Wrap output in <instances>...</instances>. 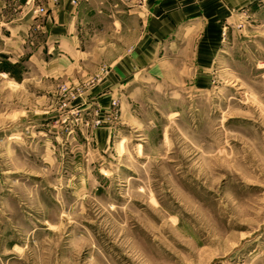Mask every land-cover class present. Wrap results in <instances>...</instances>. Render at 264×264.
<instances>
[{"label":"rangeland","instance_id":"1","mask_svg":"<svg viewBox=\"0 0 264 264\" xmlns=\"http://www.w3.org/2000/svg\"><path fill=\"white\" fill-rule=\"evenodd\" d=\"M217 1L210 61L184 3L152 60L107 20L64 70L6 60L0 0V264H264V0Z\"/></svg>","mask_w":264,"mask_h":264},{"label":"crops","instance_id":"2","mask_svg":"<svg viewBox=\"0 0 264 264\" xmlns=\"http://www.w3.org/2000/svg\"><path fill=\"white\" fill-rule=\"evenodd\" d=\"M17 2L19 12L12 16L6 28L9 33L6 60L21 66L60 62L64 70L85 54L82 50L86 43L85 25L91 32H97L103 29L100 22L107 20L117 31H129V23L138 22L134 47L145 55L149 46L152 60L160 45H171L168 39H171L175 25L187 19L186 12L183 13L184 3L188 7L186 10L196 9L198 13H192L205 21L206 31L201 36L198 55L210 61L214 59L220 22L226 13L217 0H80L77 5L71 4L70 0H57L56 4L50 0ZM174 5H177L175 10L171 8L170 14L166 10L164 13L163 6ZM203 5L205 7L201 9ZM39 6L46 12L41 17L31 12Z\"/></svg>","mask_w":264,"mask_h":264},{"label":"built area","instance_id":"3","mask_svg":"<svg viewBox=\"0 0 264 264\" xmlns=\"http://www.w3.org/2000/svg\"><path fill=\"white\" fill-rule=\"evenodd\" d=\"M73 2H75L76 0H72ZM44 9L41 7V8H38L36 9L35 13H44Z\"/></svg>","mask_w":264,"mask_h":264}]
</instances>
